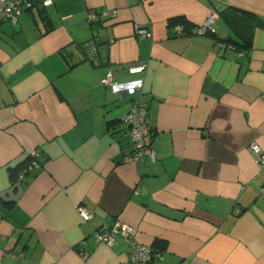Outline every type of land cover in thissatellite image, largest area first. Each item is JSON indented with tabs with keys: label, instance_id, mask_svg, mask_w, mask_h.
<instances>
[{
	"label": "crops",
	"instance_id": "1",
	"mask_svg": "<svg viewBox=\"0 0 264 264\" xmlns=\"http://www.w3.org/2000/svg\"><path fill=\"white\" fill-rule=\"evenodd\" d=\"M230 6L264 22V0H54L0 24V264H129L121 236H95L116 222L160 253L152 264H264L251 150L264 155V29L238 51L218 41H237L222 18L217 36L172 22L195 28ZM107 72L142 88L114 94ZM136 100L155 159L125 163ZM35 150L40 165L19 177Z\"/></svg>",
	"mask_w": 264,
	"mask_h": 264
},
{
	"label": "built area",
	"instance_id": "2",
	"mask_svg": "<svg viewBox=\"0 0 264 264\" xmlns=\"http://www.w3.org/2000/svg\"><path fill=\"white\" fill-rule=\"evenodd\" d=\"M54 0H0V23L7 21L16 23L18 17L26 12L37 8H46L53 5ZM104 12L103 15H107ZM96 18V13L90 11L87 15L88 23H92ZM219 15L213 11L205 20L197 27L192 28L191 34L208 35L217 33V21ZM144 36L150 37L151 33L144 29L138 30ZM177 34H183L182 27L177 25L175 27ZM238 54H242L238 52ZM144 65H136L128 68L130 74L135 75L143 72ZM101 84L108 86L114 94H128L135 95L139 93L143 85L142 78H135L126 82H117L114 80L112 72H107L105 77L101 80ZM124 121L128 126V136L132 142V152L123 158L125 163H136L145 157L150 161L155 159V150L152 147V128L148 120L147 106L138 100L134 101L133 106L124 117ZM251 150L258 155L260 168L264 169V155L261 154V149L258 144H252ZM38 152L35 150L28 156L29 162L21 170L19 177L25 173L37 168L40 163L37 161ZM77 211L84 219L91 217L90 210L78 205ZM97 240L111 244L115 241L116 236H121L129 247V264H152L156 258H160V253L154 251L149 245L142 244L136 240L133 235V229L126 223L116 222L112 225L103 224L98 227L95 232Z\"/></svg>",
	"mask_w": 264,
	"mask_h": 264
},
{
	"label": "trees",
	"instance_id": "3",
	"mask_svg": "<svg viewBox=\"0 0 264 264\" xmlns=\"http://www.w3.org/2000/svg\"><path fill=\"white\" fill-rule=\"evenodd\" d=\"M41 9V8H40ZM43 9V8H42ZM219 19L222 18L227 27L235 34L237 41L230 39H219L221 44L233 46L236 50L248 51L252 46L253 33L256 28L264 29L263 20L252 12L237 8L227 7L222 12H218ZM7 22L2 21L0 24ZM172 22L180 23L182 27L183 35L192 32V26L189 25L183 18H176ZM217 36V33L208 34ZM118 121L113 120L109 124H116ZM29 161V159H28ZM37 161L39 158L37 157ZM155 251V250H154Z\"/></svg>",
	"mask_w": 264,
	"mask_h": 264
}]
</instances>
